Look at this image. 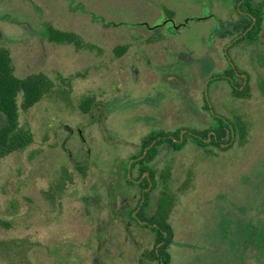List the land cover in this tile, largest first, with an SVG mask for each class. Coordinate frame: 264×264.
<instances>
[{
    "label": "rangeland",
    "instance_id": "374dc122",
    "mask_svg": "<svg viewBox=\"0 0 264 264\" xmlns=\"http://www.w3.org/2000/svg\"><path fill=\"white\" fill-rule=\"evenodd\" d=\"M224 3L231 6L228 0H0V45L10 50L15 74L43 71L54 81L53 91L27 110L19 95V122L31 128L34 142L0 156V218L10 222L0 226V264H94L100 236L109 239L101 264L145 263L137 256L153 242L139 237L135 250L127 243L123 222L111 216L108 173H126V163L116 158L121 148L122 155L132 152L135 134L163 123L190 126V117L179 116L176 103L168 108L173 117L164 119L140 106L149 98L161 104L160 113L171 93L159 80L152 87L143 74L134 81L128 73L141 38L136 32L144 23L162 26L170 12L182 21ZM49 24L76 31L99 50L51 42ZM212 26L193 20L171 38L202 52L203 34ZM259 37L254 86L237 105L249 123L244 145L217 155L192 143L176 154L168 178L177 197L170 264H264V27ZM119 44L129 45L120 58L113 52ZM181 64L176 58L173 68ZM86 95L96 99L89 115L79 106ZM67 125L75 130L70 136ZM167 153L161 149L157 168L163 169ZM79 164L87 165L86 176Z\"/></svg>",
    "mask_w": 264,
    "mask_h": 264
},
{
    "label": "flooded vegetation",
    "instance_id": "af4514ba",
    "mask_svg": "<svg viewBox=\"0 0 264 264\" xmlns=\"http://www.w3.org/2000/svg\"><path fill=\"white\" fill-rule=\"evenodd\" d=\"M262 1L228 0L230 7L225 6L226 2L220 6L217 4L206 14L187 16L182 21L175 20L174 13L170 12L166 14V22L162 26L152 27L144 23L143 31L136 32L141 38H136L139 44L131 55L128 73L133 74L134 81H140L143 74L147 84L152 87L159 80L171 93L167 96V102L160 113L155 110L161 104L149 98H142L139 101L142 104L140 106L145 112L148 110L149 113L164 119L173 117L168 108L171 103H176L178 115L185 114L190 117L188 124L190 126L171 129L163 123L161 126L149 127L141 134H135L139 138L132 140V152L126 156L122 155L125 149L121 148L122 151L117 153L119 156L116 162L126 163V173L122 172L120 175L119 171L112 175L108 173L106 194L111 203V216L123 222L127 243L135 250L136 245L140 246L139 237L153 242L150 249L144 247L137 256L139 262L146 259L143 264H160V259H165V254L161 255L158 249L165 244V239H161L160 242L157 240L162 236L167 238L169 233L152 220L163 193L169 190L175 194L170 181L164 180L163 173L167 171L170 175L176 163V154L192 143L208 151H214L217 155L218 152L230 151L244 145L237 139V126L241 116L237 105L242 98L237 93L247 91L250 94L254 86L257 52L253 51V46L260 37L256 39V33L253 32L251 35V31L255 30L257 22L256 6ZM263 8L264 2L262 6L264 16ZM193 20L213 21V26L203 34L202 52L179 47L171 38ZM102 21L108 24L105 20ZM127 51L128 49L117 57L124 56ZM171 56L174 58L173 61L167 63ZM176 58H180L182 64L173 68ZM260 61L264 62V53H261ZM182 83L185 84L184 87H181ZM177 92H180L179 100ZM224 97L228 101L222 104ZM144 104L151 106L148 109ZM89 113L92 111L87 115ZM95 117L93 113L92 119ZM66 127L65 131L69 136L75 133L72 127L68 125ZM77 130L81 139L87 140L83 137L81 129ZM147 140L150 142L145 144ZM183 142L185 144L181 148H176L175 143ZM163 148L167 149L168 153L161 170L157 168L155 162ZM117 197L120 198L118 207ZM170 216L168 223L172 228V235L165 251L168 252L169 259H172L177 235ZM99 232L100 230L97 231ZM107 241H109L107 237L105 239L99 237L100 246H97V254L93 257L94 264H101V249Z\"/></svg>",
    "mask_w": 264,
    "mask_h": 264
},
{
    "label": "trees",
    "instance_id": "16d2710c",
    "mask_svg": "<svg viewBox=\"0 0 264 264\" xmlns=\"http://www.w3.org/2000/svg\"><path fill=\"white\" fill-rule=\"evenodd\" d=\"M262 1L256 6L257 22L255 30L256 39L263 31L264 16L262 13ZM46 36L51 42L58 44H71L77 50L88 49L90 51L99 50V47L92 42L85 40L79 33L73 30H64L57 28L51 24L47 26ZM129 48L128 44H119L114 47L116 56L122 55ZM75 75H79L76 73ZM73 77V76H71ZM54 89L53 79L43 71L31 72L23 77H20L14 72V65L10 50L3 45H0V156L5 157L13 152L22 150L34 142V133L30 127L21 125L19 122V104L18 97L21 96V107L27 110L38 103L44 96L52 92ZM247 91H239L237 95L247 96ZM96 105L94 96L86 95L79 102L80 109L84 113H88ZM249 133V123L240 116L239 125L237 126V139L243 144L246 141ZM150 140L145 141L148 144ZM183 143H175L176 148H181ZM153 154L155 151H151ZM149 152V153H151ZM82 176L87 175V165L79 164L77 166ZM168 172L163 173V178L168 181ZM177 202L176 194L166 190L161 199L158 201L157 209L153 216V222L159 224L161 229L168 230L169 236H163L157 240L165 239V244L158 249L161 255L165 254V259H160V264H170L168 252L165 248L168 247L171 241L172 228L168 223V218L172 213ZM10 222L0 218V226L8 227ZM160 232V231H159ZM162 234V232H161Z\"/></svg>",
    "mask_w": 264,
    "mask_h": 264
}]
</instances>
